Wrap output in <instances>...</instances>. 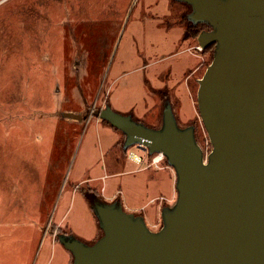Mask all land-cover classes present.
I'll list each match as a JSON object with an SVG mask.
<instances>
[{
    "label": "rangeland",
    "instance_id": "1",
    "mask_svg": "<svg viewBox=\"0 0 264 264\" xmlns=\"http://www.w3.org/2000/svg\"><path fill=\"white\" fill-rule=\"evenodd\" d=\"M190 11L176 0H0V264H67L51 245L62 230L93 242L82 235L98 220L69 190L78 165L80 178L104 174L90 179L95 192L120 190L126 210L162 225L155 199L171 192L174 169L145 167L149 153L136 146L144 161L131 160L123 132L92 111L108 103L160 126L169 97L179 124H195L211 151L197 92L214 46L201 48L200 30L187 34ZM68 110L89 116L80 124Z\"/></svg>",
    "mask_w": 264,
    "mask_h": 264
},
{
    "label": "water",
    "instance_id": "2",
    "mask_svg": "<svg viewBox=\"0 0 264 264\" xmlns=\"http://www.w3.org/2000/svg\"><path fill=\"white\" fill-rule=\"evenodd\" d=\"M179 1L191 6L194 24L210 26L197 36L201 48L214 44L197 102L212 149L205 154L195 124H179L169 97L160 126L108 103L94 109L123 132L124 151L163 154L177 197L161 208L162 225L154 229L120 199L87 192L102 233L93 242L56 234L72 264H264V0Z\"/></svg>",
    "mask_w": 264,
    "mask_h": 264
},
{
    "label": "crops",
    "instance_id": "3",
    "mask_svg": "<svg viewBox=\"0 0 264 264\" xmlns=\"http://www.w3.org/2000/svg\"><path fill=\"white\" fill-rule=\"evenodd\" d=\"M68 111H73V110H68ZM73 112H75V111H73ZM82 113V112H81ZM90 120H91V118H89ZM79 121V123L80 124H82L84 121L83 120H78ZM96 122H101V119H97L96 120ZM123 152H124V154H127L126 153V151H124L123 150ZM139 155H141V154H139ZM142 156V155H141ZM127 157H129L128 156V154H127ZM130 158V157H129ZM131 159V158H130ZM131 160H133V159H131ZM134 161V160H133ZM143 161H144V158H143ZM146 161V160H145ZM134 162H136V161H134ZM138 163V162H137ZM151 166V165H150ZM113 167V166H112ZM145 167H149L147 164L145 165ZM159 169H165V170H170L169 168V166H168V164H163V165H160L159 167H158ZM91 169V167H89V166H87L86 165V167H85V170H90ZM169 172H171V176H170V179H171V192H168L167 194H165V193H160V195H159V197L157 198V199H155L156 201L157 200H159L160 201V203H159V205H158V207H157V211L159 212H161V208L164 206V205H167V202L168 201H170V200H172V199H174V195L177 193V191H176V189H175V179H176V177H175V174L174 173H172V171L170 170ZM117 172H108V176H110V175H113V174H116ZM104 177V174H101V175H97V176H93V177H90V178H85V177H82V178H80L79 177V165H78V169L76 170V172H75V174H74V176H72V178H70V181H71V184H70V186H69V190L70 191H72V194H76L79 190H80V187H83V186H91V187H95V188H98V187H96V186H94V185H92L90 182V179H95V178H103ZM76 186L78 187V188H76ZM98 190V189H97ZM102 198H104V199H106V200H108V201H112V200H115L116 199V197H118V195L121 193V191L120 190H116L115 192H113V193H107V188L105 187V186H102L101 187V189H100V191L98 190V192H97ZM81 195L84 197V198H86L85 197V195H83V193H81ZM152 199V201L154 200L153 198H151ZM86 200H87V202H88V205H89V207H90V203H89V201H88V199L86 198ZM127 204L128 205H131V202H130V200L129 199H127ZM132 206V205H131ZM131 206H129V207H131ZM90 209H91V207H90ZM92 210V209H91ZM129 211H131V210H129ZM92 212H93V210H92ZM133 212H135V211H133ZM93 214H94V212H93ZM161 214V213H160ZM159 215V214H158ZM94 216H95V214H94ZM96 217V216H95ZM60 221V224H59V226H61V221L62 220H59ZM157 223H158V220L156 219L152 224H151V226L153 227V225H157ZM97 226V225H96ZM97 228H99V229H97ZM97 228H95L92 232H91V234H89V235H82V234H79V235H82L83 237H85V238H87V239H92L93 241H95L99 236H100V227H99V225H98V227ZM67 232H69V230H67ZM72 232H74V230L72 231ZM71 232V233H72ZM76 233V232H75ZM81 237V236H80ZM51 245H52V247H57V246H61V247H63L64 248V250L67 252V256H68V260H67V264H72V259H73V256H72V254H71V252L68 250V249H66L60 242H57L55 239H51Z\"/></svg>",
    "mask_w": 264,
    "mask_h": 264
},
{
    "label": "flooded vegetation",
    "instance_id": "4",
    "mask_svg": "<svg viewBox=\"0 0 264 264\" xmlns=\"http://www.w3.org/2000/svg\"><path fill=\"white\" fill-rule=\"evenodd\" d=\"M176 1H179V0H176ZM181 2H183V1H181ZM184 3H186V2H184ZM188 4V3H187ZM189 5V4H188ZM191 12V11H190ZM190 12H186V13H184V18L188 21V27H187V29H186V31H187V34L188 33H197L199 30H200V32L201 31H203V30H206V29H210V26L209 25H207L206 23H198V24H194L193 23V21L192 20H190L189 18H188V14L190 13ZM199 33V32H198ZM80 190H81V192L83 193V195H85V197H86V193L87 192H91V191H94L93 190V188L91 187V186H83V187H80ZM87 198V197H86ZM89 201V200H88ZM60 228H62L61 226H59ZM59 228V229H60ZM100 230H101V228H100ZM60 232H67V230H62V231H60ZM57 237V236H56ZM58 239V238H57Z\"/></svg>",
    "mask_w": 264,
    "mask_h": 264
},
{
    "label": "built area",
    "instance_id": "5",
    "mask_svg": "<svg viewBox=\"0 0 264 264\" xmlns=\"http://www.w3.org/2000/svg\"><path fill=\"white\" fill-rule=\"evenodd\" d=\"M136 148H138V146H136ZM140 149V148H138ZM142 150V149H140ZM128 156L133 159L134 161L138 162V163H142L143 162V157L141 155H139L136 151L134 150H129L128 152ZM148 166L150 165H155L157 167L160 166V163L162 162V160L164 159V156L162 153H158V154H154V155H149L148 156Z\"/></svg>",
    "mask_w": 264,
    "mask_h": 264
},
{
    "label": "trees",
    "instance_id": "6",
    "mask_svg": "<svg viewBox=\"0 0 264 264\" xmlns=\"http://www.w3.org/2000/svg\"><path fill=\"white\" fill-rule=\"evenodd\" d=\"M213 46H214V44H212ZM128 152H129V150H128Z\"/></svg>",
    "mask_w": 264,
    "mask_h": 264
}]
</instances>
